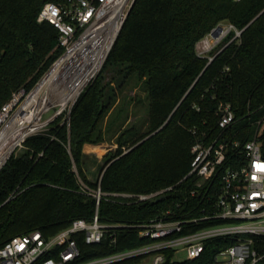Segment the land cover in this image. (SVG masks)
<instances>
[{"label":"trees","instance_id":"obj_1","mask_svg":"<svg viewBox=\"0 0 264 264\" xmlns=\"http://www.w3.org/2000/svg\"><path fill=\"white\" fill-rule=\"evenodd\" d=\"M48 1L67 0H0V108L18 90L29 91L63 51L57 47L58 29L38 21ZM222 22L241 35L230 41L231 31L211 51L209 62L196 46ZM126 89L133 94L121 95ZM220 100L231 104L237 123L264 108V0H134L104 66L69 117L60 115L44 133L28 137L1 168L0 245L35 230L52 236L76 218L92 220L96 201L81 190L80 180L106 192L172 188L147 202L101 199L98 218L110 230L93 244L85 242L83 231L73 233L79 261L144 244L141 225L168 209L175 219L201 217L211 208L214 193L204 196L195 176L184 177L196 137L217 132ZM144 101V127L128 116L111 136L116 149L103 157L100 178L90 180L84 145L105 142L111 115L118 108L139 111ZM228 131L243 141L253 129L244 122ZM91 150L102 151L97 146ZM194 188L198 191L191 195ZM225 222L204 220L186 225L181 233ZM233 243L231 237L206 240L199 257L180 261H172L173 251L166 250L164 264H210ZM254 246L264 253V241ZM255 264H264V257Z\"/></svg>","mask_w":264,"mask_h":264},{"label":"built area","instance_id":"obj_2","mask_svg":"<svg viewBox=\"0 0 264 264\" xmlns=\"http://www.w3.org/2000/svg\"><path fill=\"white\" fill-rule=\"evenodd\" d=\"M133 2L67 0L63 3L48 1L42 5L38 21H48L58 29L57 47H62L63 51L29 91L18 90L1 106L0 170L11 155L24 146L28 137L44 133L60 115L69 117L81 93L104 66ZM227 25H221L222 30L217 36L211 34L215 27L200 40L204 44L199 55L212 59L207 53L231 31L235 34L230 41L240 37L241 30L232 24ZM45 80L66 84L61 94L55 92L59 96L57 101L49 98L46 103V88L31 111L19 116L21 105ZM215 98L213 94L211 99ZM38 106H41L38 115L25 117ZM193 107L200 108L196 104ZM215 114L217 132L211 137H196L191 148L190 169L184 177L195 176V185L203 188L204 196L210 191L214 193L211 208L206 209L201 217L175 219L173 211L168 209L141 225V236L147 240L144 244L79 261L81 250L73 233L83 231L85 242L93 244L101 242L110 230V226L98 218L101 199L147 202L172 188L146 193L106 192L100 185L93 188L80 180L81 190L96 201L92 220L76 218L67 228L49 237L39 230L15 235L0 245V264H164L166 250L173 251L172 261H178L175 256L180 251L186 252L187 259H195L204 251L206 240L220 237H231L234 243L218 251L210 264L258 262L264 257V253L254 246L256 241H264V127L261 128L264 117L257 121L258 127L252 131L251 137L242 141L236 133L231 135L228 131L239 121L231 104L220 100ZM252 124L250 121L249 126ZM197 191L194 188L190 194ZM212 219L226 222L181 233L186 225ZM109 236L114 240L112 232ZM133 259L138 261H129Z\"/></svg>","mask_w":264,"mask_h":264},{"label":"rangeland","instance_id":"obj_3","mask_svg":"<svg viewBox=\"0 0 264 264\" xmlns=\"http://www.w3.org/2000/svg\"><path fill=\"white\" fill-rule=\"evenodd\" d=\"M227 22H222L220 25L226 27ZM211 41V40H210ZM212 43V42H211ZM203 41H199L197 43V52L200 51L201 49H203ZM214 49V48H213ZM212 49V50H213ZM207 55H211V52L207 53ZM133 80H130L129 83H131ZM137 93L139 95H143V92L141 90L138 89ZM132 92H129L128 89H126L121 95H132ZM140 110L137 111H132L130 112V110L128 111V109H122V108H118L110 117L108 126H107V132H106V137L107 140L105 142L100 143V145L98 147L102 148V151L97 155L95 153H92L90 151L85 152V156H84V168H85V172L87 174L88 177H90L89 179L92 181H96L100 178V175L102 173V169L104 167V160L103 157L105 155L110 154L112 151H114L116 149V144L114 142V138H112L111 136L113 135V133L120 127V125L122 124V122L129 116L131 118V121L136 120V122L140 125L143 126L145 125L147 119H148V104L147 101L141 102V104H139L138 107ZM264 117V108H262L261 110L257 111V112H253L252 116L250 117V119H244V121L240 122V123H247L249 125V122L251 121L253 124L251 126V128L253 130H255L258 127V123L257 121L262 119ZM240 123H236L235 125H239ZM264 127V120H263V124L261 126V128ZM19 152V150H18ZM175 258L180 261V260H184L187 259V254L185 251H180L176 254Z\"/></svg>","mask_w":264,"mask_h":264},{"label":"bare ground","instance_id":"obj_4","mask_svg":"<svg viewBox=\"0 0 264 264\" xmlns=\"http://www.w3.org/2000/svg\"><path fill=\"white\" fill-rule=\"evenodd\" d=\"M65 86L66 84H62V83H58V82H52L50 80H45L43 81L30 95L29 97L24 101V103L21 105V110L19 112V116L23 115V113H27L29 111H31V109L34 107V105L36 104V102H38V98L40 97V94H41V91H45L46 88H48L47 92L48 94L46 95L44 99L47 103L48 99L50 98L52 101H57V98H59L58 94H61V89H62V92L64 91L65 89ZM60 88V89H59ZM55 92H57L58 94H56ZM62 96V95H61ZM44 100H41L42 103H44L43 101ZM62 100V99H61ZM59 101V99H58ZM43 105V104H42ZM46 106V104H45ZM44 106V107H45ZM41 109V106H38L37 110H35L34 112H30L28 114V116L26 115L25 117L26 118H30L32 117L34 114L38 115L39 111ZM10 124H13V121L10 123Z\"/></svg>","mask_w":264,"mask_h":264},{"label":"crops","instance_id":"obj_5","mask_svg":"<svg viewBox=\"0 0 264 264\" xmlns=\"http://www.w3.org/2000/svg\"><path fill=\"white\" fill-rule=\"evenodd\" d=\"M99 145H100V143H99V144H86V145H84V149H83V150H84L85 152L90 151V152L95 153V154L98 155L99 152H97V151H92L91 148L94 147V146H95V147H96V146L98 147ZM101 149H102V148H101ZM88 178H90V177H88Z\"/></svg>","mask_w":264,"mask_h":264},{"label":"water","instance_id":"obj_6","mask_svg":"<svg viewBox=\"0 0 264 264\" xmlns=\"http://www.w3.org/2000/svg\"><path fill=\"white\" fill-rule=\"evenodd\" d=\"M133 4V3H132ZM131 7H132V5H131ZM130 7V8H131ZM130 8H129V10H130ZM129 12V11H128ZM128 14V13H127ZM222 30V26L221 25H218L213 31H212V36H217L218 34H219V32ZM212 59H210L209 60V62L211 61Z\"/></svg>","mask_w":264,"mask_h":264}]
</instances>
